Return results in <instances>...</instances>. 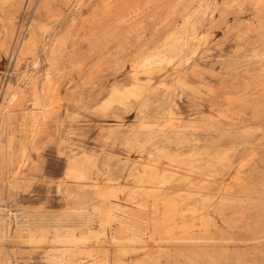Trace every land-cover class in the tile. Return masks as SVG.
I'll use <instances>...</instances> for the list:
<instances>
[{
  "label": "rangeland",
  "instance_id": "374dc122",
  "mask_svg": "<svg viewBox=\"0 0 264 264\" xmlns=\"http://www.w3.org/2000/svg\"><path fill=\"white\" fill-rule=\"evenodd\" d=\"M153 1L93 46L103 0H0V139L42 168L0 176V264H264V0ZM84 191L111 225L74 213Z\"/></svg>",
  "mask_w": 264,
  "mask_h": 264
},
{
  "label": "bare ground",
  "instance_id": "6f19581e",
  "mask_svg": "<svg viewBox=\"0 0 264 264\" xmlns=\"http://www.w3.org/2000/svg\"><path fill=\"white\" fill-rule=\"evenodd\" d=\"M172 1L173 3L178 2V4L185 5L187 0H162L160 6L163 8V6H166ZM188 1H190L191 3L196 2V0H188ZM7 3H9V1H7ZM154 4L155 1L153 0H103L102 5L101 6L99 5L100 7H98L89 18L83 20V22L81 23V30L86 31L87 33V37L85 41L92 43L93 46H99L112 37L115 36L120 37L122 35L120 29H118V27L116 26H120L122 24H130L131 29L140 28L141 26H143L145 22V18L146 19L149 18L153 13ZM112 22L115 23V26H109L108 23H112ZM69 40H70L69 34H66L65 36L61 37L58 41L57 48L51 52V55H61L67 48ZM37 50H38V41L35 38V36H32L29 38L27 42L23 43L20 54L22 56H25L26 54H35ZM157 56L150 55L144 58L140 62V64L142 66H150L155 62V58ZM52 66H53L52 70L48 72L46 76V80H47L46 85L42 90V94L44 96L47 95L52 90L53 91L57 90V85H54L53 74L59 70L58 63H53ZM11 90H12V85H9L6 88L4 98L7 97V95L10 93ZM11 120L12 117H8L6 121L0 122V132L3 129H7L9 127ZM34 120L35 123H37V120L36 119ZM31 147L32 148L27 147V145L24 143H21L18 147L14 142V140H9L7 143L3 144L2 140L0 139V176L12 178L13 180H18L22 175H28V177H32V178L38 177L42 172V168L40 164L39 165L36 164V166L34 165L35 163L34 160L37 157L36 156L37 147L35 145ZM26 169L29 170L25 172ZM75 172L78 173L79 178H83V174L75 169L72 170L71 173H69V177L76 176ZM68 193L71 196V193L69 191ZM85 193L86 191H84L81 195H79V197L75 199L74 204L71 206V208L74 210V213H77L79 216H82L85 219H87L89 225L94 223H99L100 226L103 227L109 225L112 221L111 215L108 211L104 210L103 200L100 201L98 200L96 203L95 202L91 203L86 198ZM121 231H122L121 228L116 231L117 236L120 235ZM3 232H7L6 225L3 227ZM75 238L76 237L75 236L73 237V235L70 237L67 236L68 241L71 242H76ZM115 263H116L115 261H111V264H115Z\"/></svg>",
  "mask_w": 264,
  "mask_h": 264
}]
</instances>
